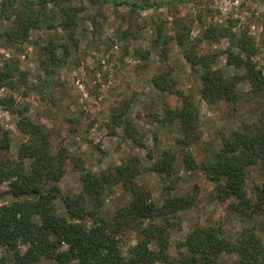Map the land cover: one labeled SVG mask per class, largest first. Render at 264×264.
Masks as SVG:
<instances>
[{
    "label": "rangeland",
    "instance_id": "374dc122",
    "mask_svg": "<svg viewBox=\"0 0 264 264\" xmlns=\"http://www.w3.org/2000/svg\"><path fill=\"white\" fill-rule=\"evenodd\" d=\"M5 3L6 0H0L1 18ZM67 3L82 9L74 26V40H70L69 31L61 26V6ZM47 7L48 16L19 41L9 40L3 34L11 31L12 22L7 19L0 22V71L9 70L10 80L14 82L13 87L0 86V97L15 99L13 107L0 105V124L9 131L11 155L18 154L27 138L17 127L18 111L22 110L48 128L55 148L63 145L72 153V161L60 183L63 194L82 189L83 172L76 161L85 169L99 173L138 159L140 173L136 181L150 192L157 205L162 206L167 199L177 196L193 197L192 205L179 213L171 230L172 256H178L179 250L186 251L180 244L199 225L221 223L227 237L236 240L244 227L228 211L236 199L221 200L217 184L203 171L185 169L177 144L182 136L178 122L163 125L155 118L156 114L162 117L169 107L181 106L182 98L170 91H159L152 80L160 72L166 74V82L173 89L191 95L197 104L201 138L190 146V151L201 162L205 155L218 150L224 136L240 127V119L249 114L256 116L262 102L259 98L244 102L245 108L232 116L223 100L216 103L204 100L201 73L186 60L176 36L187 33L188 28L190 38L198 43L199 53L215 55L213 67L232 76L245 71L227 63L229 37L220 34L212 40L205 34L209 28L217 31L228 28V32L238 35L247 31L257 46L253 62L264 72V0H203L138 12L124 6L93 4L90 0L49 3ZM127 30L130 34L123 38ZM238 88L243 97H248L251 84L245 80ZM229 118L234 121L228 127ZM130 136L142 138L145 147L138 146ZM205 140L210 142L207 148ZM168 149L176 155L175 170L171 175H161L153 171L152 165ZM248 172L246 188L249 197L255 200V186L264 185V166H253ZM11 199L9 185L3 183L0 206ZM131 199V193L119 185L109 186L103 214L115 215ZM57 204L61 207L60 200ZM252 216L264 239V212ZM125 237L126 249L140 234L133 228ZM22 249L26 250V246ZM237 258L238 253H223L220 262L234 264ZM41 264L55 263L44 260Z\"/></svg>",
    "mask_w": 264,
    "mask_h": 264
},
{
    "label": "trees",
    "instance_id": "16d2710c",
    "mask_svg": "<svg viewBox=\"0 0 264 264\" xmlns=\"http://www.w3.org/2000/svg\"><path fill=\"white\" fill-rule=\"evenodd\" d=\"M62 1L72 0H6L0 22L7 19L13 26L11 31L3 33L4 36L12 41L26 38L30 29L48 16L47 5H58ZM90 1L124 6L138 12L203 0ZM35 3L40 8L35 7ZM61 11V26L69 31L70 40H74V26L82 9L67 3L61 6ZM189 32L187 28V33L177 34L176 40L191 67L201 73L204 100L208 103L223 100L232 116L245 108L244 102L256 98L262 102L256 116L249 114L240 119V127L224 136L218 150L198 162L190 151V146L201 138L197 104L191 95L173 89L171 83L166 82V74L160 72L152 80L159 91H170L182 98L181 106L169 107L162 117L156 114L155 118L163 125L178 122L182 136L177 139V144L181 147L185 169L203 171L217 184L221 200L236 199L230 203L228 211L243 222L237 239H229L221 223L199 225L180 244L186 251L179 250L178 256H172L169 253L171 230L179 213L192 205L193 197L177 196L167 199L162 206L157 205L150 192L136 181L140 173L138 159L127 160L99 173L85 169L76 161L83 172L82 189L78 193L63 194L60 183L72 161V153L63 145L55 148L48 128L19 110L17 127L27 138L16 156L10 153L9 131L0 124V186L7 183L12 195L9 202L0 206V264H41L44 260L55 264H222L223 253H238L234 264H264V239L252 216V213L264 212V185L255 186V200L249 197L246 188L249 168L264 166V72L253 62L257 46L247 31L238 35L228 32V28L218 31L209 28L205 34L209 39H217L220 34L229 37L231 46L227 63L245 71L244 74L226 76L223 70L213 67L215 55L199 53L198 43L190 38ZM128 34V30L124 31L122 37ZM10 77L9 70L0 71V86L13 87ZM245 80L251 84L248 97H243L238 88ZM47 84L50 88L51 82ZM0 105L13 107L15 99L0 97ZM233 121L229 118L226 126ZM130 137L138 146L145 147L142 138ZM209 143L205 140L206 148ZM175 158L171 149L164 150L153 162V171L171 175L175 170ZM111 185H119L131 193L132 199L115 215L105 216V196ZM57 200L61 201V207ZM133 228L139 231L140 238L125 249L126 232ZM22 246H26V250Z\"/></svg>",
    "mask_w": 264,
    "mask_h": 264
}]
</instances>
